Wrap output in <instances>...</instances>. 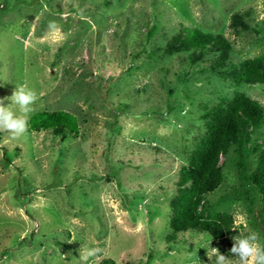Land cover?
Instances as JSON below:
<instances>
[{"label":"rangeland","instance_id":"1","mask_svg":"<svg viewBox=\"0 0 264 264\" xmlns=\"http://www.w3.org/2000/svg\"><path fill=\"white\" fill-rule=\"evenodd\" d=\"M248 10L247 28L232 25ZM184 26L225 35L235 61L264 54V0H0L4 106L16 109L8 97L25 85L38 96L28 120L65 109L80 122L64 137L28 124L18 138L0 131V264H82V246L100 249L89 264H217L220 253L240 264L234 238L255 233L264 246V210L247 180L256 159L241 166L235 146L209 195L211 212L233 214L232 234L169 237L204 105L237 90L209 68L217 52L194 61L192 50H166ZM240 90L264 105V83ZM254 136L264 146V125Z\"/></svg>","mask_w":264,"mask_h":264},{"label":"trees","instance_id":"2","mask_svg":"<svg viewBox=\"0 0 264 264\" xmlns=\"http://www.w3.org/2000/svg\"><path fill=\"white\" fill-rule=\"evenodd\" d=\"M251 10L236 12L232 25L248 27L245 16ZM185 48L192 50L190 57L195 61L207 53L217 52L209 68L224 75H230L237 87L232 97L222 96L212 106L204 105L202 115L206 119V131L192 150L188 164L182 166L178 179V195L172 200L173 214L170 220L172 233L192 229L208 232L215 240H221L233 232L234 216L228 211L210 210L209 195L225 181L221 163L222 155H228L235 146L240 154L241 166L246 158H255L256 166L248 173L250 189L260 198L264 210V146L254 133L264 125V105L240 90L243 84L264 83V54L235 61L231 58V41L223 34L213 35L198 27H182L169 42L166 50ZM224 67V69H220ZM31 131L53 130L65 136L78 134V116L65 109L40 110L29 120ZM100 264H114L103 259Z\"/></svg>","mask_w":264,"mask_h":264},{"label":"clouds","instance_id":"3","mask_svg":"<svg viewBox=\"0 0 264 264\" xmlns=\"http://www.w3.org/2000/svg\"><path fill=\"white\" fill-rule=\"evenodd\" d=\"M50 28L56 31L54 24L50 25ZM8 99L17 108L13 109L9 105L4 106L3 100L0 99V131L8 132L13 138H18L27 131L28 117L34 111L33 106L38 96L34 90L21 85L16 86L15 91ZM234 241L230 251L234 256L239 257L240 264H264V246L259 243L257 234L249 233L242 238H234ZM215 249L219 252L217 248ZM99 252L100 249L96 247L85 248L82 246L80 249L82 264H89L90 259ZM217 264H227V256L220 253L217 257Z\"/></svg>","mask_w":264,"mask_h":264}]
</instances>
